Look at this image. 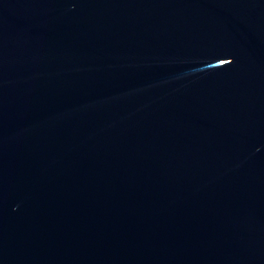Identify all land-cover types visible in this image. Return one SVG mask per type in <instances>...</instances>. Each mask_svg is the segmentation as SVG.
Returning a JSON list of instances; mask_svg holds the SVG:
<instances>
[{"label": "water", "instance_id": "1", "mask_svg": "<svg viewBox=\"0 0 264 264\" xmlns=\"http://www.w3.org/2000/svg\"><path fill=\"white\" fill-rule=\"evenodd\" d=\"M0 264H264V0H0Z\"/></svg>", "mask_w": 264, "mask_h": 264}]
</instances>
